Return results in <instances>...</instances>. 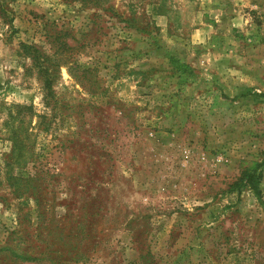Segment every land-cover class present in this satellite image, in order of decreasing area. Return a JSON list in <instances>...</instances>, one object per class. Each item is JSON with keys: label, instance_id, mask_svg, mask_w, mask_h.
I'll list each match as a JSON object with an SVG mask.
<instances>
[{"label": "rangeland", "instance_id": "1", "mask_svg": "<svg viewBox=\"0 0 264 264\" xmlns=\"http://www.w3.org/2000/svg\"><path fill=\"white\" fill-rule=\"evenodd\" d=\"M0 264H264V0H0Z\"/></svg>", "mask_w": 264, "mask_h": 264}, {"label": "trees", "instance_id": "2", "mask_svg": "<svg viewBox=\"0 0 264 264\" xmlns=\"http://www.w3.org/2000/svg\"><path fill=\"white\" fill-rule=\"evenodd\" d=\"M24 259H27V260H37L36 257H29V256L25 257Z\"/></svg>", "mask_w": 264, "mask_h": 264}]
</instances>
